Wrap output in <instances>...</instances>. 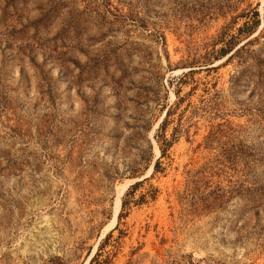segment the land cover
<instances>
[{
    "label": "rangeland",
    "instance_id": "1",
    "mask_svg": "<svg viewBox=\"0 0 264 264\" xmlns=\"http://www.w3.org/2000/svg\"><path fill=\"white\" fill-rule=\"evenodd\" d=\"M91 257L264 264V0H0V264Z\"/></svg>",
    "mask_w": 264,
    "mask_h": 264
},
{
    "label": "trees",
    "instance_id": "2",
    "mask_svg": "<svg viewBox=\"0 0 264 264\" xmlns=\"http://www.w3.org/2000/svg\"><path fill=\"white\" fill-rule=\"evenodd\" d=\"M256 10H253V15L256 13L257 14V12H255ZM252 15V14H251ZM244 24H245V27L249 30V29H251L252 27H253V24H251V23H247V20L244 22ZM165 121H162L161 122V125H160V128H164V123ZM163 140H164V142H165V144H167L168 143V140L164 137L163 138ZM125 202L123 201V204H124ZM94 260V257H91L90 258V260H89V262H88V264H91V262Z\"/></svg>",
    "mask_w": 264,
    "mask_h": 264
},
{
    "label": "bare ground",
    "instance_id": "3",
    "mask_svg": "<svg viewBox=\"0 0 264 264\" xmlns=\"http://www.w3.org/2000/svg\"><path fill=\"white\" fill-rule=\"evenodd\" d=\"M120 201V200H119Z\"/></svg>",
    "mask_w": 264,
    "mask_h": 264
}]
</instances>
